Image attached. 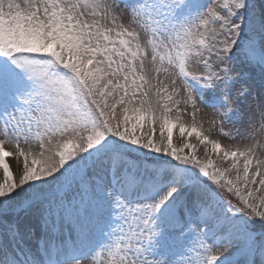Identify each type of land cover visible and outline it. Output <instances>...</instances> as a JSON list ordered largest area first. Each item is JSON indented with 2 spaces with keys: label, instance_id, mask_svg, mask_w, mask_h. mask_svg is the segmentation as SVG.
Masks as SVG:
<instances>
[{
  "label": "snow or ice",
  "instance_id": "obj_1",
  "mask_svg": "<svg viewBox=\"0 0 264 264\" xmlns=\"http://www.w3.org/2000/svg\"><path fill=\"white\" fill-rule=\"evenodd\" d=\"M0 264H264V0H0Z\"/></svg>",
  "mask_w": 264,
  "mask_h": 264
},
{
  "label": "rangeland",
  "instance_id": "obj_2",
  "mask_svg": "<svg viewBox=\"0 0 264 264\" xmlns=\"http://www.w3.org/2000/svg\"><path fill=\"white\" fill-rule=\"evenodd\" d=\"M211 115H212L211 110L205 109L202 113H200V114L197 115V119L198 120L203 119L205 121V127L207 128L208 127L207 121L211 118ZM186 119H188V121L190 123V118H186ZM157 135H158V129H157ZM165 135H166V133H165ZM211 136H212V138H218V139H220L221 142L224 143V144L233 143V141H231L229 139H226L223 136H220L218 134V132L215 131V130H213V132L211 133ZM184 142L185 141L182 138L179 137L178 130H176L175 133H174V144L176 146H178V147H182ZM191 142L192 143H196L198 145V142L195 141V138H192V141ZM198 148H199V153L198 154H200L201 157L203 158V151H204L203 150V147L198 145ZM209 151H210V149H209ZM12 166H13V168L15 167V162L14 161L12 162Z\"/></svg>",
  "mask_w": 264,
  "mask_h": 264
},
{
  "label": "bare ground",
  "instance_id": "obj_3",
  "mask_svg": "<svg viewBox=\"0 0 264 264\" xmlns=\"http://www.w3.org/2000/svg\"><path fill=\"white\" fill-rule=\"evenodd\" d=\"M11 159V158H10Z\"/></svg>",
  "mask_w": 264,
  "mask_h": 264
}]
</instances>
